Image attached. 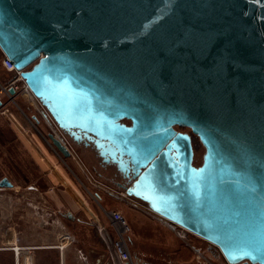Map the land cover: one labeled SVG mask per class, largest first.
<instances>
[{
    "label": "water",
    "instance_id": "1",
    "mask_svg": "<svg viewBox=\"0 0 264 264\" xmlns=\"http://www.w3.org/2000/svg\"><path fill=\"white\" fill-rule=\"evenodd\" d=\"M0 53L60 130L131 175L128 197L226 264H264V0H0Z\"/></svg>",
    "mask_w": 264,
    "mask_h": 264
},
{
    "label": "rangeland",
    "instance_id": "2",
    "mask_svg": "<svg viewBox=\"0 0 264 264\" xmlns=\"http://www.w3.org/2000/svg\"><path fill=\"white\" fill-rule=\"evenodd\" d=\"M3 58L4 56L0 53L1 73H8L10 75L7 82H4L7 78L3 79V77H0V84L8 85L9 82L15 78L12 73H9L5 68L2 67L1 62ZM18 87L19 91L17 92L14 90V88H12L14 90V95H12L13 98L11 100H8L5 97L1 98V101L6 105V108L4 110H0V142L2 141L1 145L5 148L9 156L10 165L8 177L13 183L17 182L19 173L16 166V161L13 160L17 158L19 153L24 154L26 160L25 169L28 170L29 174H36L32 164L30 163V165L27 163V160H31L32 156L34 155L35 146L31 144V147L29 148L26 145V142L28 143V140L31 138L32 140H35L36 144L37 141L38 143H41L40 148L42 150L41 152L44 154L43 156L51 159L53 166H51V168L46 167L45 170L50 172L56 181V188L54 190L56 195L54 200L55 203L53 200H51L50 203L56 209V220L55 222L50 221L46 222L45 224L42 223L40 228L36 231L37 236L35 238L29 232H20L22 236H20V244L18 246L21 245L24 239L26 245L28 244L30 246L24 251L25 253L21 254L18 264H62V257L63 264H95L98 259H100L99 264H109V255L104 241L91 225L90 222L92 218L80 205L74 194H72L71 189L74 190L78 198L81 199L85 206L88 204L94 209V212L96 211L97 215L101 218L102 223L106 225V219L102 217L100 212V207L103 208L105 203L104 201H101L100 203V200L96 202L92 196H94L95 193L100 194V196H105L103 195L104 193H99L98 189L95 187L99 186L98 184L110 186L113 191L120 192L116 190L114 185L112 186L109 184L110 177L114 172L113 167L111 166L107 169L102 168L100 166L101 159L97 155V152L93 146L89 144L90 146L87 147L84 145V142H73L66 133L57 127L53 119L48 115L47 111L41 106L39 101L38 104L35 101L29 100V98L26 96V94L29 93L24 94L21 86L18 85ZM25 92H27V90ZM7 109L14 115L15 119H17L19 125L22 128L21 130L17 128V126L12 122V119L7 114H3V111H7ZM41 112L44 113L46 118L44 115L41 116ZM33 116L34 118L36 117L35 120H33ZM48 134L57 135L58 138H65V140L69 142L68 146L71 149V156L69 158H64L61 153L52 145L47 137ZM24 139V144L26 145L25 152L18 144V142L22 143ZM195 146H197V148L194 163L195 165L199 166L202 162L204 148L201 146L197 138L195 141ZM5 154L6 152L3 151V155ZM43 156L41 155V157ZM43 158L41 162L42 164H44ZM57 174L60 177H57ZM38 185L41 187V189H44L45 187L42 182ZM105 198L106 200H110L109 197L105 196ZM115 201H117V203L119 202L118 200ZM47 202H45L46 207H48ZM125 206V208L129 209V211H127L139 220H142L139 217V213L143 214L149 219L147 227L143 230H140L139 228L134 227V223L131 221L130 216L128 217L121 211L116 210L123 215L129 226L130 232L127 236V243L134 264H136L135 262L137 261L142 262V260L139 258L144 260H154L156 255L161 253V250L167 255H170L174 252L171 251L170 248L164 249V247H162L166 245L163 236L160 238V244L163 243L161 247L160 245L156 246L154 243H152V235L154 234L153 231H158L161 228L159 227L161 225H159V223L154 220L152 216L145 213L146 211L143 210L144 208H139V210L132 207L129 202H127V204L125 203ZM114 208H117L116 205L113 206L112 210ZM108 209L109 208L106 210ZM69 216H72V219L68 218ZM9 225L10 226H8L7 232L0 231V248H4L5 250L0 252V264H15V253L12 251L14 247L11 249V245L16 243V239L18 237L15 226V216L14 222L10 221ZM165 227H167L168 230H173H170V232L176 238V242L181 245L182 250H184L182 246H185L183 253L185 264H195V261H190L192 260V256L197 257V262L199 264H206L205 262H208L209 264H216V260L209 258L205 253L204 240L192 236V234L187 231L185 232V236L180 237L179 234L174 232L175 230L173 229V226L168 225ZM162 230L166 231L163 228ZM70 234L74 236L73 238L75 243L73 248L67 247L65 249L66 252H62L56 247L57 241L59 240L58 237L57 240L52 239L53 242L50 243V245L54 244L52 247L46 245L45 243L40 244V242L48 243L47 241L49 238H55V236L58 235ZM135 235L141 236V239L139 237L137 238ZM1 241H3V247L1 246ZM196 248L200 250L197 251V254L194 253ZM76 250L80 251V259L75 257V260L73 261L71 256L72 254L74 255L77 253ZM217 254L219 255V259H217V261H224L219 252Z\"/></svg>",
    "mask_w": 264,
    "mask_h": 264
},
{
    "label": "crops",
    "instance_id": "3",
    "mask_svg": "<svg viewBox=\"0 0 264 264\" xmlns=\"http://www.w3.org/2000/svg\"><path fill=\"white\" fill-rule=\"evenodd\" d=\"M1 72L2 71L0 69V77H3V79L7 78L4 81V82H7L10 74L8 73L3 74ZM27 97L29 98V100L35 101L38 103L36 99H33L30 96H27ZM5 106L6 105L2 103V101H0V110H4L6 108ZM7 112H8L7 115H9V117L12 119V122L17 126L18 129L21 130L22 128L19 125V122L17 121V119H15L14 115L10 113L8 109H7ZM43 115L44 113L41 112V116ZM44 117L46 118L45 115ZM24 141L25 139L22 141V143L18 142L20 148L24 152H25L26 145L29 148L31 147V144L35 146L34 155L32 156L31 160L29 159L27 160V163L32 164L33 169L36 172V174L35 173L32 175L29 174L28 170L25 169L26 160H25L24 154L19 153L20 155L18 154L15 160L12 159L13 161H16V166L18 168V173H19L16 183H13L12 180L8 177L9 165H10L9 156L5 148L1 145L2 141L0 142V180L2 178H6L12 184V187L10 188L0 187V231L7 232L8 226H10L9 223L10 221L14 222V216H15V226H16V230L18 233V237L16 239V243L11 245L12 246L11 249L13 247H16L18 251V255L17 256L14 255L15 264H18L19 257L21 256V254L25 253L24 251L30 246L28 244L26 245L25 239L23 240L21 245L18 246L20 244V241H19L21 238L20 236H22L20 232L22 231L29 232L35 238L37 236L36 231L40 228L42 223L45 224L46 222H50V221L55 222L56 220V209L53 207V205L50 204L51 200L54 201L56 197L55 192H54L56 188V183H55L56 181L52 177L51 173L45 170L46 167L51 168V166H53V163L50 158H46L43 156L44 154L43 152H41L42 150L40 148L41 143H38V141L36 140L37 141V144H36L35 140H32L30 138V140H28L29 142L28 143L26 142V145H25ZM3 151L6 152L5 155H3ZM41 155L44 158L41 157ZM42 158H43L44 164L41 163ZM56 176L60 177L58 174ZM41 182L45 185L44 189H41V187L38 185ZM95 187L98 189L99 193L101 194L104 193L103 195H105L106 197H109L110 199V200H106L105 196H100V194L95 193L98 195L100 203L101 201H104L105 203V206L103 207L104 209L109 208L108 210H112L113 206L116 205L117 208H114L113 210H119L122 213L126 214L128 217L130 216L131 221L134 223L135 228L137 227L140 230H143L144 228L147 227L149 219L141 213H139L140 214L139 217L142 220H139L138 218L130 214L128 212L129 209L125 208L126 207L125 203L127 204V201L123 200L122 198L113 197L114 193L116 192L113 191L110 186H104L100 184L99 186H95ZM71 191H72V194H74V196L78 199L80 205L84 208L87 214L92 218L90 223L92 224L93 222H95L96 225H99V223L97 222L99 221L101 224L104 225V223H102L101 218L97 215L96 211L94 212V209L90 207L88 204L86 205L88 207H86L84 203L81 201V199L78 198L74 190L71 189ZM115 200H118L120 204L119 202L117 203V201ZM45 202L48 203V207L45 206ZM101 215L102 217H104L102 212H101ZM104 219L106 218L104 217ZM156 221L159 223V225H161V226L158 225L161 228L158 231H153L154 234L152 235V243H154V245L156 246L160 245L161 247L163 243L160 244V240H161L160 238L163 236L165 239L164 242L166 245L162 247H164V249L170 248L171 251H174V252L170 255H167L164 253V251L161 250V253L157 254L154 260H149V259L144 260L142 258H139V259L143 261H147L150 264H175V263L185 264V260L183 259V255H184L183 253L185 250V246L184 245L182 246V248H184V250H182L181 245H179L176 242V238L170 232V230L172 229L168 230L167 227L162 225L158 220ZM105 224H107V220ZM162 228L165 229L166 231L162 230ZM135 236L141 239V236H138V235H135ZM57 237L59 238V240L57 241V245H58L57 248L58 247L62 248L61 249L62 252L63 251L66 252L65 248L67 247L73 248L75 240L73 238L74 236L71 234L70 235H58V236H55V238H49V240L47 241L48 243L40 242V244L45 243L46 245L51 246L50 243L53 242L52 239L57 240ZM2 243L3 241H1V244ZM1 246L3 247V244ZM3 251H5L4 248H0V252H3ZM194 253L196 254V252ZM72 256H71V259L74 261L75 257L77 256L73 254ZM61 261H62L61 263L63 264V257L61 258ZM190 261L191 262L195 261V264H199L197 262L196 256H192V260ZM205 263L209 264L208 262H205ZM216 264H226V263L224 261L221 262V261L216 260Z\"/></svg>",
    "mask_w": 264,
    "mask_h": 264
},
{
    "label": "built area",
    "instance_id": "4",
    "mask_svg": "<svg viewBox=\"0 0 264 264\" xmlns=\"http://www.w3.org/2000/svg\"><path fill=\"white\" fill-rule=\"evenodd\" d=\"M1 63H2V67L5 68L9 73H12L15 79L11 80L8 85H1L0 84V101H1V98H4V97L7 98L8 100H11L13 98L12 95H10L8 92L9 88H14V90L17 92V91H19L18 85H20L21 88L23 89L24 94H25L26 90L29 91L27 86L24 84L23 79L20 77V71H17L14 68V66L10 62V60L8 58L4 57L2 59ZM3 114H8V112L5 110V111H3ZM55 127H56V125H55ZM64 141H65V148L71 153V149L68 146L69 142H67L65 140V138H64ZM98 185H100V184H98ZM95 195H97V194H95ZM95 195L92 196V198L97 202L98 200L95 198ZM114 195H113V197L122 198L123 200L129 202L132 207H135L137 209L144 208L143 210L146 211L145 213L149 214L154 219L158 220L161 224H163L165 226L171 225V224H168L167 222H165L161 217L154 214L145 205L141 204L140 202H138L135 199H132L131 197H128L125 194V192L124 193L123 192H116V193H114ZM100 210H101L102 214L104 215V217L106 218L107 224L103 225L99 221H97L99 223V225H96L95 222H93L91 225L94 227L97 234L102 238V240L105 243V246L107 248L108 255H109L110 264H122V263L134 264L133 260H132V256L130 254V251L128 249L127 236L130 232V229H129V226H128L125 218L123 217V215L120 212H118L116 210H106L102 207H100ZM171 226H173V225H171ZM173 229L175 230L174 232H176L177 234L180 235V237L185 236L182 229H178L175 226H173ZM52 246L53 245H51V247ZM58 249L61 250L62 248L58 247ZM12 251L15 253L14 249ZM76 251H77V253L74 255L77 256L78 259H80V256H79L80 251L79 250H76ZM15 256H17L16 253H15Z\"/></svg>",
    "mask_w": 264,
    "mask_h": 264
},
{
    "label": "flooded vegetation",
    "instance_id": "5",
    "mask_svg": "<svg viewBox=\"0 0 264 264\" xmlns=\"http://www.w3.org/2000/svg\"><path fill=\"white\" fill-rule=\"evenodd\" d=\"M176 131L180 132V133L187 134L189 136L191 147H192V151H193V165L195 167H197V165H195V163H194L195 162L194 158H195V155H196V148H197V146H195L196 137L193 136L191 134V132L188 129H186V128L185 129L184 128H176ZM90 145H88L87 147H89ZM100 166L102 168H104V169H107L108 167H111V166L113 167L114 172H113L112 176L110 177L109 184H111L112 186L114 185L117 191L125 192V190L128 187H130L131 182H132L130 174H128V176H126V175H123V174L119 173L116 170L115 166L112 165V164H104V163L101 162ZM68 218L72 219L71 216H69ZM204 242H205L204 250H205V253L208 255V257L209 258H213L215 260L219 259V255L217 254L218 253L217 248L212 246V245H210L206 241H204ZM204 250H202V251H204ZM197 251H200V250L198 248H196V251H195L196 254H197ZM99 263H100V259H98L95 264H99ZM135 263L136 264H150L147 261H143V260H142V262L137 261ZM109 264H110V262H109Z\"/></svg>",
    "mask_w": 264,
    "mask_h": 264
},
{
    "label": "bare ground",
    "instance_id": "6",
    "mask_svg": "<svg viewBox=\"0 0 264 264\" xmlns=\"http://www.w3.org/2000/svg\"><path fill=\"white\" fill-rule=\"evenodd\" d=\"M26 93H29V94H27V96H30L31 98H33V99H36L35 97H33V95H31V92L30 91H28L27 90V92ZM37 100V99H36ZM38 101V100H37ZM56 134V133H55ZM52 136H53V138L54 139H56L57 141H59L64 147H65V141H64V138H58L57 137V135H53V134H51ZM124 193V192H123ZM132 199H134V198H132ZM136 200V199H135ZM138 202H140L141 204H143V205H145L146 207H147V205L146 204H144L143 202H141V201H139V200H137ZM163 219V218H162ZM165 222H167L168 224H171V225H173V226H175L176 228H178V229H182V231H183V233L185 234V232L187 231V230H185V229H183V228H181V227H179V226H177V225H174V224H172V223H170L169 221H167V220H165V219H163ZM187 232H189V231H187ZM190 233V232H189ZM192 234V233H191ZM192 236H194V237H196V238H200V237H198V236H196V235H194V234H192ZM203 240V239H202ZM208 243V242H207ZM14 250H15V253H16V255H18V251H17V248L16 247H14L13 248ZM218 250V249H217Z\"/></svg>",
    "mask_w": 264,
    "mask_h": 264
}]
</instances>
